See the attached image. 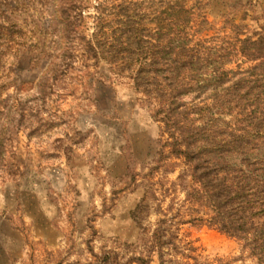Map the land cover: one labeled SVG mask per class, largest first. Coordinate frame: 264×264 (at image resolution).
Returning a JSON list of instances; mask_svg holds the SVG:
<instances>
[{
	"label": "rangeland",
	"instance_id": "rangeland-1",
	"mask_svg": "<svg viewBox=\"0 0 264 264\" xmlns=\"http://www.w3.org/2000/svg\"><path fill=\"white\" fill-rule=\"evenodd\" d=\"M101 1L116 0H85L75 65L47 93V61L22 67L0 52V264H115L116 253L161 264L164 218L168 264H262L237 236L180 221L190 212L188 165L160 167L162 123L150 103L88 51ZM257 9L264 14V0ZM247 22L253 32L256 19Z\"/></svg>",
	"mask_w": 264,
	"mask_h": 264
},
{
	"label": "trees",
	"instance_id": "trees-1",
	"mask_svg": "<svg viewBox=\"0 0 264 264\" xmlns=\"http://www.w3.org/2000/svg\"><path fill=\"white\" fill-rule=\"evenodd\" d=\"M260 1H101L95 31L84 39L96 60L106 59L133 79L162 123L160 167L172 158L188 165L191 205L189 216L180 221L237 236L264 264ZM85 3L0 0V52L16 54L22 67H41L47 61L42 94L75 65ZM251 17L256 26L248 32ZM219 21L223 23L216 29ZM144 208L141 202L134 216ZM166 220H160L161 264H168L165 245L171 241ZM131 260L149 261L143 255ZM131 260L121 263L117 253L114 256L115 264Z\"/></svg>",
	"mask_w": 264,
	"mask_h": 264
}]
</instances>
